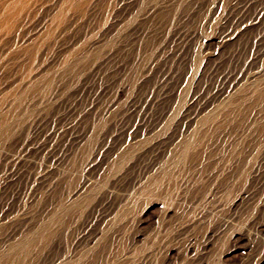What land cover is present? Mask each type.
<instances>
[{
	"label": "rangeland",
	"instance_id": "rangeland-1",
	"mask_svg": "<svg viewBox=\"0 0 264 264\" xmlns=\"http://www.w3.org/2000/svg\"><path fill=\"white\" fill-rule=\"evenodd\" d=\"M39 1L0 45V252L90 174L83 216L52 227L29 264L146 253L147 264H264V134L248 127L257 107L240 126L201 123L264 75V0H80L48 31L56 0ZM22 78L38 85L18 104ZM179 95L196 96L192 111L167 120ZM83 246L95 257L79 260Z\"/></svg>",
	"mask_w": 264,
	"mask_h": 264
},
{
	"label": "bare ground",
	"instance_id": "bare-ground-1",
	"mask_svg": "<svg viewBox=\"0 0 264 264\" xmlns=\"http://www.w3.org/2000/svg\"><path fill=\"white\" fill-rule=\"evenodd\" d=\"M88 1V0H87ZM40 3L39 0H0V45L2 38L7 35L9 30L14 25V22L21 18L22 21L26 20L29 16L30 11L36 7ZM82 4L80 0H56V3L52 9L51 15H49V21L46 23L47 31L48 29L60 24L68 11L75 12ZM79 10V9H78ZM24 19V20H23ZM62 29V28H61ZM57 30V29H56ZM49 33V32H48ZM27 52V51H26ZM25 52V54H26ZM22 54V53H20ZM29 55V54H28ZM255 72V71H254ZM37 74V73H36ZM35 74V75H36ZM249 74V73H248ZM46 75V74H44ZM29 76V74H28ZM32 76V75H31ZM28 78V77H27ZM43 80V79H42ZM38 79H32L29 81H25L23 78L21 79L20 84L17 86L19 87L18 95L16 98V102L19 104L25 94L28 91L35 90L37 88ZM241 81V80H240ZM197 82V81H196ZM41 84V83H40ZM235 86V85H234ZM40 87V86H39ZM229 90V89H228ZM182 94V93H181ZM195 95H192L189 99L184 101L183 96L179 95L177 98V106L166 115V119L172 118L177 116L180 111V106L184 107V112H182L181 119H185L189 117L192 107L195 101ZM175 98V97H174ZM13 99V100H14ZM176 100V99H175ZM198 101V100H197ZM176 103V101H174ZM213 103V102H212ZM252 107H257L256 111L254 112L252 119L249 122L248 127L251 129L259 130L260 133L264 134V75L260 77V75L256 73L250 74L246 79L240 83L239 85L233 87L232 91L228 95H226L223 99H221L213 109L204 117L201 121L203 125L206 126L204 133L214 132L216 130L221 129L226 124H233L235 126L242 124L245 119L246 113L250 111ZM6 110V109H5ZM4 110V111H5ZM159 114V113H158ZM157 115V114H156ZM202 115V114H201ZM199 116V115H198ZM203 116V115H202ZM157 118V117H156ZM155 118V119H156ZM164 118V117H163ZM162 119V118H161ZM196 119V118H195ZM194 119V120H195ZM160 120V119H159ZM9 122V120H7ZM4 118L5 124L7 122ZM163 122V121H162ZM171 122V121H170ZM188 122V121H187ZM191 122V121H190ZM189 123V122H188ZM192 123V122H191ZM160 124V123H159ZM182 124V123H181ZM186 125V124H185ZM2 129L5 128L1 126ZM153 127V126H152ZM178 127V126H177ZM176 127V128H177ZM151 129V128H150ZM160 129V128H159ZM173 129V128H171ZM203 130V129H202ZM152 131V129H151ZM244 131V130H243ZM250 131V130H249ZM238 132V131H237ZM169 133V132H168ZM177 133V132H176ZM194 133V132H193ZM192 133V136H193ZM178 134V133H177ZM176 134V135H177ZM223 135V134H222ZM168 136V134H167ZM225 136V135H224ZM188 137V136H187ZM146 139V138H145ZM156 140V139H155ZM154 140V142H155ZM170 140V139H169ZM139 141V140H138ZM153 141V140H152ZM164 141V140H163ZM233 141V140H232ZM253 141V140H252ZM104 142V141H102ZM160 142V140H159ZM175 142V141H174ZM210 143V142H209ZM221 143V142H220ZM224 143V142H223ZM233 143V142H232ZM105 144V143H104ZM143 144V143H142ZM146 144V143H145ZM166 144V143H165ZM175 144V143H174ZM222 144V143H221ZM230 144V143H229ZM102 145V144H101ZM139 145V144H138ZM173 145V144H172ZM245 145V144H244ZM162 146V145H161ZM158 147V146H157ZM170 147V146H169ZM96 148V147H95ZM165 148V147H164ZM173 148V147H172ZM235 153H237L235 146L233 147ZM166 149V148H165ZM226 149V148H225ZM97 151V150H94ZM140 151V150H139ZM145 151V150H144ZM211 151V150H210ZM218 151V150H217ZM99 152V151H98ZM141 152V151H140ZM160 152V151H159ZM150 153V151H149ZM211 153V152H208ZM222 153V152H221ZM83 154L86 156V148ZM147 154V152H146ZM160 154V153H158ZM207 154V153H206ZM70 155V154H68ZM67 155V156H68ZM149 155V154H148ZM125 156V155H124ZM141 156V155H139ZM164 156V155H163ZM225 156V155H224ZM131 157V156H130ZM169 157V156H168ZM244 157V156H243ZM140 158V157H139ZM143 158V157H142ZM201 158V157H200ZM216 158V157H215ZM240 158V157H239ZM71 159V158H70ZM91 159V158H90ZM202 159V158H201ZM77 160V159H76ZM238 160V159H237ZM236 160V161H237ZM79 162V160H77ZM138 161V160H137ZM243 161V160H242ZM86 162V161H85ZM173 162V161H172ZM191 162V161H190ZM193 162V161H192ZM71 163V162H70ZM96 163V162H95ZM139 163V162H138ZM137 163V164H138ZM156 163V162H155ZM194 163V162H193ZM212 163V162H211ZM237 163V162H236ZM242 163V162H241ZM239 163V164H241ZM87 164V163H86ZM135 164V163H134ZM209 165V164H208ZM133 166V165H132ZM154 166V165H153ZM163 166V165H162ZM241 166V165H240ZM244 166V165H243ZM169 167V166H168ZM229 167V166H228ZM238 167V166H237ZM180 168V167H179ZM209 168V167H208ZM128 169V168H127ZM218 170V169H217ZM239 170V169H238ZM152 171V170H151ZM154 171V170H153ZM223 171V170H222ZM256 171V169H255ZM226 172V171H225ZM236 172V171H235ZM254 172V171H253ZM214 173V172H213ZM235 174V173H234ZM233 174V175H234ZM96 175V174H95ZM128 175V174H127ZM212 175V174H211ZM227 175V174H226ZM143 176V175H142ZM147 177V176H146ZM95 176L90 174H84V177L81 179L82 184L80 189L75 191L74 193H68L66 196H58L55 201L51 204L49 208H47L44 215H42L40 220L38 221L37 227L30 231H22L18 237H15V233L12 235V239H10V234L7 236L5 242L6 249L0 252V264H29L28 258L29 255L38 242L43 240L45 237L49 236L51 233L52 227H61L67 228L73 222L80 219L83 214L84 209L88 207L85 204V200H90L92 194L96 190V188H91L90 186L95 182ZM212 178V177H211ZM230 178V177H229ZM106 180V178H104ZM117 178H115L116 180ZM192 179V178H191ZM112 180V179H111ZM107 181V180H106ZM114 181V180H113ZM110 182V181H109ZM73 184V183H72ZM112 184V183H110ZM141 184V183H140ZM71 186V185H70ZM68 186V187H70ZM74 186V185H73ZM115 186V185H114ZM113 187V186H112ZM72 188V187H71ZM102 189L103 194L107 196L111 192L109 186H105L102 182L100 187ZM116 188V187H114ZM118 188V187H117ZM119 189V188H118ZM183 189V188H182ZM98 191V190H97ZM118 191V190H115ZM58 192V191H57ZM120 192V191H119ZM118 192V193H119ZM180 192V191H179ZM218 192V191H217ZM215 193V192H214ZM55 194L52 193L51 196ZM57 194V193H56ZM63 194V193H62ZM115 194V193H114ZM112 195V194H111ZM56 196V195H55ZM54 196V197H55ZM191 196V195H190ZM122 197V196H121ZM52 198V197H51ZM97 198V197H96ZM101 198V197H100ZM187 198V197H186ZM198 198V197H197ZM196 198V200H197ZM43 199V198H42ZM53 199V198H52ZM85 199V200H83ZM115 199V198H114ZM125 199V198H124ZM48 200V199H47ZM105 200V199H104ZM118 200V199H117ZM123 200V199H122ZM121 201V200H120ZM119 201V202H120ZM188 201V200H187ZM39 203V202H38ZM47 203V202H46ZM99 203V202H98ZM185 204V203H184ZM96 205V204H95ZM187 206V205H186ZM46 207V206H45ZM91 209V208H90ZM115 209V208H114ZM188 209V208H187ZM190 209V208H189ZM40 210V209H39ZM93 211V210H92ZM39 213V212H38ZM89 213V212H87ZM91 213V212H90ZM33 214V213H32ZM42 214V213H41ZM113 214V213H112ZM89 215V214H88ZM115 215V213H114ZM38 216V215H37ZM176 216V215H175ZM180 216V215H179ZM86 217V216H85ZM91 217V216H90ZM182 217V216H181ZM207 217V216H206ZM27 218V216H26ZM31 218V217H30ZM225 218V217H224ZM228 218V217H227ZM23 219V218H22ZM223 219V218H222ZM178 220V219H177ZM20 221V220H19ZM86 221V220H85ZM193 221V220H192ZM232 221V218H231ZM30 222V221H29ZM83 222V221H82ZM16 223V222H15ZM28 223V222H27ZM33 223V221H32ZM183 223V222H182ZM194 223V222H193ZM220 223V222H218ZM230 223V222H229ZM19 224V223H18ZM21 224V223H20ZM234 224V223H233ZM17 224H14V226ZM114 225V224H113ZM188 225V224H187ZM230 225V224H229ZM29 226V225H28ZM19 227V226H18ZM17 227V228H18ZM27 227V226H26ZM217 227V226H216ZM114 229V228H113ZM225 229V228H224ZM223 229V230H224ZM10 230V229H9ZM17 230V229H16ZM82 230V229H81ZM234 230V229H233ZM56 231V230H54ZM104 231V230H103ZM115 231V230H114ZM217 231V230H216ZM8 232V231H7ZM6 232V233H7ZM16 232V231H15ZM62 232V231H61ZM73 232V231H72ZM79 232V231H78ZM64 233V231H63ZM108 234V233H107ZM218 234V233H216ZM59 235V234H58ZM93 235V234H92ZM98 235V234H97ZM110 235V234H109ZM113 235V234H112ZM17 236V233H16ZM60 236V235H59ZM107 236V235H106ZM218 236V235H217ZM3 237V236H2ZM65 237V236H64ZM94 237V236H93ZM105 237V236H104ZM59 238V237H58ZM81 238V237H80ZM103 238V237H102ZM109 238V237H108ZM112 238V237H111ZM5 239V237H4ZM63 239V238H62ZM69 239V238H68ZM10 240V241H9ZM56 240V239H55ZM59 240V239H58ZM76 240V239H75ZM74 240V241H75ZM80 240V239H79ZM53 241V240H52ZM82 242V241H81ZM114 242V241H113ZM79 243V242H78ZM44 244V243H43ZM55 244V243H54ZM60 244V243H59ZM82 244V243H81ZM85 244V243H84ZM91 244V243H90ZM111 244V243H109ZM113 244V243H112ZM111 244V245H112ZM53 245V244H52ZM83 245V244H82ZM86 246V245H85ZM83 246V247H85ZM88 246V245H87ZM61 247V246H60ZM76 247V246H75ZM78 247V246H77ZM76 247V248H77ZM107 247V246H106ZM123 247V246H122ZM127 247V246H126ZM102 248V247H101ZM134 248V247H133ZM49 249V246H48ZM46 249V250H48ZM53 249V248H52ZM65 249V248H63ZM74 249V248H73ZM84 249V248H83ZM120 249V248H119ZM155 249V248H154ZM51 250V247H50ZM66 250V249H65ZM71 250V249H70ZM60 251V250H59ZM93 251V250H92ZM51 252V251H49ZM68 252V251H67ZM96 252V251H95ZM150 252V251H149ZM38 253V252H37ZM45 253V252H44ZM91 250L89 248L81 251L78 253L77 258L83 261L86 259L90 254ZM73 254V253H72ZM33 255V253H32ZM31 255V256H32ZM92 257H95L91 254ZM68 256V255H67ZM73 256V255H72ZM59 257V256H58ZM130 255L122 254L121 258L118 261V264H128L130 260ZM33 258V256H32ZM150 259V253L143 254L140 258L134 259L132 258L131 264H147ZM57 260V259H56ZM58 261V260H57ZM35 262V261H34ZM50 262V261H49ZM60 263V262H59ZM62 264H75L74 260H67ZM77 264V262H76ZM100 264H113L106 261L101 262Z\"/></svg>",
	"mask_w": 264,
	"mask_h": 264
}]
</instances>
